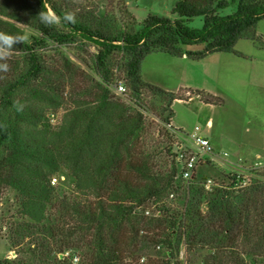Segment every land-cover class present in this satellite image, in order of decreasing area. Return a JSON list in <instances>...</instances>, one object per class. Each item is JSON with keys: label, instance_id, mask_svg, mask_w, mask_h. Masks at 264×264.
<instances>
[{"label": "trees", "instance_id": "obj_1", "mask_svg": "<svg viewBox=\"0 0 264 264\" xmlns=\"http://www.w3.org/2000/svg\"><path fill=\"white\" fill-rule=\"evenodd\" d=\"M233 4L232 13H220ZM49 10L61 17L59 23L40 21L39 13ZM67 11L66 0H0V32L24 36L22 25L34 34L15 46L9 71L0 72V191L3 186L15 190L21 215L32 222L25 225L28 230L40 227L53 240L32 239L0 264H72L63 257L67 250L81 252V264H130L131 257L148 264L147 256L160 259L152 264H264V171L242 188L215 183L205 190L197 177L181 186L176 159L170 170L159 169L139 147L142 114L109 89L118 65L135 100L144 90L166 97L169 106L184 100L142 81L144 58L150 53L192 60L239 55L234 46L255 39L264 0H178L172 13L179 19L149 15L138 30L127 11L123 24L95 12L65 23ZM196 17L203 18L199 29L186 24ZM77 40L96 48L97 78L73 93L56 129H50L34 106H56L70 69L50 66L38 51L48 43L59 51ZM195 45L203 48L184 49ZM194 94L216 103L208 94ZM172 116L170 111L166 125ZM63 168L75 180L77 197L57 201L67 225L54 228L46 223L55 214L50 180ZM171 198L183 202L182 212L171 206ZM149 208L153 212L145 216Z\"/></svg>", "mask_w": 264, "mask_h": 264}, {"label": "rangeland", "instance_id": "obj_2", "mask_svg": "<svg viewBox=\"0 0 264 264\" xmlns=\"http://www.w3.org/2000/svg\"><path fill=\"white\" fill-rule=\"evenodd\" d=\"M178 0H66L70 11L76 16L86 12H95L98 16L107 15L120 24L127 22L124 11L135 18L134 29L138 30L141 23L149 15L165 17L170 20L179 19L172 13ZM235 5L220 12L232 13ZM191 28L199 29L203 24L202 17H196L186 23ZM24 30L25 41H30L34 34L28 28L18 25ZM48 43L38 52L50 66L62 68V64L70 69L67 78L62 82L55 98V105L35 104V109L41 112L42 122L48 128L56 129L63 111L67 108L68 99L77 90L88 85L91 78H97L93 70V56L96 48L88 42L76 41L66 47H59ZM202 45L184 47L188 51H199ZM232 53H215L200 60L171 57L164 53H150L140 65V75L143 82L154 85L165 92L174 93L184 100L175 101L170 106L167 98L144 90L138 100L130 93L120 66L114 67L115 82L109 86L110 91L120 100L139 111L144 120V130L139 139V147L154 157L155 163L161 171H168L172 167L178 146H189L188 135L195 127L201 129V135L207 137L215 152L221 155L219 161L210 162L197 168V178L202 182L211 179L214 184L222 186H248L252 179H257L264 171V19L257 23L254 40H240L234 46ZM63 56H60V54ZM119 61L120 54H116ZM62 58H65L62 59ZM14 58L7 60L9 67ZM66 71H64L65 73ZM126 88L124 95L114 93V85ZM182 87L183 89L179 88ZM196 91L212 96L216 103L206 104ZM191 96L187 99V96ZM22 95H19L18 98ZM68 102V103H67ZM172 111L170 119L178 129L164 123ZM170 150V153L167 151ZM226 153L227 156L223 157ZM50 180V186L55 190L52 201L54 215L49 217L47 226L59 227L67 225L61 219L57 210V201L65 198L72 201L77 197L75 180L71 173L63 168ZM56 179L52 184V180ZM235 179V180H234ZM184 186L185 181L178 179ZM264 180V178H263ZM235 181V182H234ZM171 206L182 212L183 202L171 198ZM145 216H150L153 208L147 209ZM26 224L32 222L21 215L18 194L8 186L0 191V260L14 258L15 252L21 245L32 239L47 238L51 244L53 240L43 233L40 227L28 230ZM52 231V230H51ZM50 232V231H48ZM23 239V241L21 240ZM20 240V241H19ZM67 244V242H66ZM55 248H60L58 245ZM59 250V249H58ZM74 258L70 260V257ZM69 258L72 264H81V252L67 250L63 256ZM62 257V258H63ZM148 264L160 261L153 256L145 257ZM180 258L186 259L184 248H181ZM130 264H141L136 257H131Z\"/></svg>", "mask_w": 264, "mask_h": 264}, {"label": "built area", "instance_id": "obj_3", "mask_svg": "<svg viewBox=\"0 0 264 264\" xmlns=\"http://www.w3.org/2000/svg\"><path fill=\"white\" fill-rule=\"evenodd\" d=\"M114 93L117 95H124L126 88L123 85H114ZM201 129L195 127L193 131L188 135V144L189 146L183 147V145L178 146L176 152V163L180 170L181 179L185 182L193 181L197 177V168L200 166L208 165L210 162L219 161L220 158L219 152H215L211 141L200 134ZM227 154L224 153L223 157H226ZM56 179L52 180V184L55 183ZM212 180L205 179L202 180L201 185L205 190H210ZM238 187V186H237ZM74 261H77V258H74Z\"/></svg>", "mask_w": 264, "mask_h": 264}, {"label": "clouds", "instance_id": "obj_4", "mask_svg": "<svg viewBox=\"0 0 264 264\" xmlns=\"http://www.w3.org/2000/svg\"><path fill=\"white\" fill-rule=\"evenodd\" d=\"M38 17L46 26H52L61 21V17L51 10L41 11ZM62 19L65 23L75 24L77 22L75 13L71 11L65 12ZM25 39L26 37L22 35L14 36L0 32V61H5L0 63V72L9 71V64L6 61L13 55L15 46L22 44Z\"/></svg>", "mask_w": 264, "mask_h": 264}, {"label": "crops", "instance_id": "obj_5", "mask_svg": "<svg viewBox=\"0 0 264 264\" xmlns=\"http://www.w3.org/2000/svg\"><path fill=\"white\" fill-rule=\"evenodd\" d=\"M184 59H186V57L181 58V60H184ZM180 89H183V88L180 87L179 90H180ZM187 97H189V99H190L191 96L188 95ZM189 99H188V100H189ZM170 123H171V126H172L173 128L178 129V127H176L172 121H171Z\"/></svg>", "mask_w": 264, "mask_h": 264}]
</instances>
